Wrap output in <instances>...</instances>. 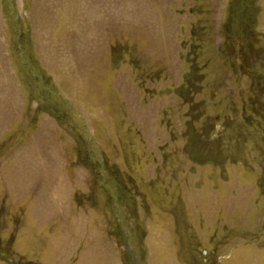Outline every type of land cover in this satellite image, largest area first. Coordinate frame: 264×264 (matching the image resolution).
Returning <instances> with one entry per match:
<instances>
[{"label": "rangeland", "instance_id": "374dc122", "mask_svg": "<svg viewBox=\"0 0 264 264\" xmlns=\"http://www.w3.org/2000/svg\"><path fill=\"white\" fill-rule=\"evenodd\" d=\"M0 264H264V0H0Z\"/></svg>", "mask_w": 264, "mask_h": 264}]
</instances>
